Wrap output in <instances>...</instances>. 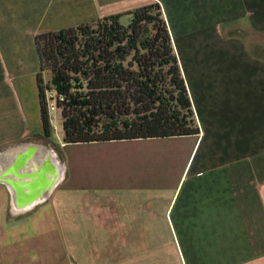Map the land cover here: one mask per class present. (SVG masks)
Returning <instances> with one entry per match:
<instances>
[{"label": "crops", "instance_id": "crops-1", "mask_svg": "<svg viewBox=\"0 0 264 264\" xmlns=\"http://www.w3.org/2000/svg\"><path fill=\"white\" fill-rule=\"evenodd\" d=\"M155 2L200 133L59 147L64 180L14 217L6 150L45 137L37 36ZM214 11L264 32V0H0V264H264V44L211 34Z\"/></svg>", "mask_w": 264, "mask_h": 264}, {"label": "trees", "instance_id": "trees-1", "mask_svg": "<svg viewBox=\"0 0 264 264\" xmlns=\"http://www.w3.org/2000/svg\"><path fill=\"white\" fill-rule=\"evenodd\" d=\"M36 42L45 137L54 131L47 106L49 88L62 97L57 105L62 110L64 144L200 133L159 3L39 34Z\"/></svg>", "mask_w": 264, "mask_h": 264}, {"label": "water", "instance_id": "water-1", "mask_svg": "<svg viewBox=\"0 0 264 264\" xmlns=\"http://www.w3.org/2000/svg\"><path fill=\"white\" fill-rule=\"evenodd\" d=\"M26 144H32L34 150H6L13 161L2 181L11 190L14 217L48 200L66 175L64 157L59 147L47 137H30L16 146L22 148Z\"/></svg>", "mask_w": 264, "mask_h": 264}, {"label": "rangeland", "instance_id": "rangeland-1", "mask_svg": "<svg viewBox=\"0 0 264 264\" xmlns=\"http://www.w3.org/2000/svg\"><path fill=\"white\" fill-rule=\"evenodd\" d=\"M219 12V14H218ZM206 15H208V12H206ZM223 12L221 11H214V16H213V20L211 22V24L206 27L207 28V31L208 30H211L212 33L211 34H215V31H216V25L217 23H219V26H221L219 29H220V33H222L225 36H239V35H251V39H250V43L254 42V41H257L256 43H252L250 45H255V44H264V32L261 30V31H255V32H244L242 31L241 29H239L238 27L236 26H228L229 24H235V20L234 21H229V22H223ZM248 20H246L245 22H247ZM123 23L127 24V20L124 18L123 19ZM249 22H247L248 24ZM200 24V23H199ZM249 26V24H248ZM197 27V26H196ZM261 48V50H264V47L262 45H259L258 46V49ZM180 50H181V47H180ZM254 51H258V50H254ZM264 53V52H263ZM44 77L45 79H49L50 78V75L49 73H45L44 74ZM37 107V105H36ZM53 126H54V131L51 135V141H53L54 144H56L58 147L60 148H63L65 151H67L68 149L69 150H72L73 146H75L74 144H79V143H73V144H65V146L63 145V127H62V110L61 109H58L56 111V114H55V118L53 119ZM68 145V147L65 149V147ZM66 155H67V152H65Z\"/></svg>", "mask_w": 264, "mask_h": 264}, {"label": "built area", "instance_id": "built-area-1", "mask_svg": "<svg viewBox=\"0 0 264 264\" xmlns=\"http://www.w3.org/2000/svg\"><path fill=\"white\" fill-rule=\"evenodd\" d=\"M47 106L52 120L55 118L56 111L58 110V99L62 100V97L58 96L54 88H49L47 93Z\"/></svg>", "mask_w": 264, "mask_h": 264}]
</instances>
